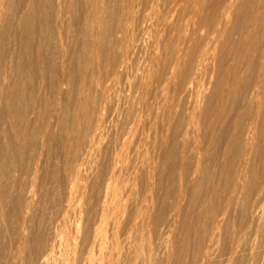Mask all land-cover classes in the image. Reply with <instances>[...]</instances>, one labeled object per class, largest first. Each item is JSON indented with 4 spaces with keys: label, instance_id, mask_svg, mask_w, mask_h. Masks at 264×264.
Wrapping results in <instances>:
<instances>
[{
    "label": "rangeland",
    "instance_id": "rangeland-1",
    "mask_svg": "<svg viewBox=\"0 0 264 264\" xmlns=\"http://www.w3.org/2000/svg\"><path fill=\"white\" fill-rule=\"evenodd\" d=\"M17 1L20 0H12V2L10 1L11 3L8 0V5L6 8L8 9L11 8V9L4 10L3 13L4 15L2 14L3 17L1 19L2 23L0 25L1 26L0 40L2 41V45L0 42V72L3 73V74L0 73L2 74L0 75V85H3L5 87V90L4 87L2 86H0L1 87L0 89H2L3 91H6L7 89L10 90L13 84H19L18 88H14L13 89L14 91H11L10 101H9L11 102L9 103L12 106L11 108L15 106L14 107L15 110L17 108L19 109H17L16 110L17 112L15 111L16 113L13 114L14 113V108H13L12 109L13 111H11V114L9 116L10 119L7 118L9 123L6 122L4 128L5 131H7L8 133L6 132L3 135H1L0 133V140L2 139L1 140L2 144L4 145L5 142L8 143L9 141V143H11V147H13V150H16L14 151V153H12L13 150L12 148H10L12 154L10 153V151H7L8 152L7 154L5 150H3L4 154L2 153V158L3 156L4 158L6 157L8 158L10 156L8 159L10 160V162L12 161L8 168V173L11 175V178H9L10 180L7 179L9 181L5 180L6 203L3 208L4 216L6 215L5 219L8 220L13 215L12 212L14 206L13 205L14 199L18 196L20 188L21 187L23 188V186L26 185V183L28 184V182L30 181L29 177L25 176L24 174L28 172L27 170L28 166L30 165L31 161H33V159L35 160V158L38 156V153L40 151L41 138L39 137L40 136L39 134L41 128L46 126L48 122L49 123L51 122L50 124L48 123L49 127L46 137L47 138L46 143L45 146L42 148L44 150H42L40 155L41 157L39 156L40 161H38L37 164V170L39 172L36 170L37 176L35 175V179H34L35 190L37 192L38 199L40 198L39 199L40 201L42 200L48 202L51 201L49 203V205H51L50 207L56 208L55 203L58 200L56 198L57 197L59 198V194L57 195V192L59 191L56 190L58 189L59 181L62 177V175L60 174H62L64 170L63 165L66 164L64 163V161L68 163V161L72 160L73 157L71 156L74 155L76 150L77 152L82 150L83 142L85 141L82 140L81 143L79 142L81 136L80 132L82 131L88 132V130L93 127V124L96 121V117H95L96 115L97 118L100 117L103 122V131L100 132L102 135L99 134L101 137H99V135H96L98 137L94 138L95 141L93 140L92 143L93 147H91L93 149L91 150L92 152L90 153L91 156L89 155H88L89 157L86 156L85 162L86 161L89 162V163L87 162L88 163L87 167L89 168V173L91 174L89 173H88L89 175L87 174L88 180L87 178L84 179L82 178L81 183L79 182L80 187H82L83 192L85 193L83 194L81 204H83V208L85 211L88 212L93 211L97 203L99 186L102 183V181L105 179L106 174H108L109 172L108 170H110V168L108 167L110 163L112 164V160L117 154L116 158L117 157L119 158V162H118L119 164H117V171L120 172L116 173V175L119 177V180L118 177H116V180H118L117 184L121 183L119 184V186L122 187L121 189H123L121 191H124V193L122 194L124 195L126 194L125 196L123 195V198L125 199L122 200V207L120 209L121 213L120 212L117 213L118 224L116 229V233H117L116 240H118L117 242L120 243V244L118 243V248L122 249V255H120L119 258L120 261H118V264L120 262H121L120 264H126V263L134 264V262L135 264H145V263L146 264H226L227 262H229L230 264H258V263L264 264V232L260 234L261 239L262 237L263 239L260 240L259 237L258 241L256 242V243L258 242L261 243L262 246L258 244L259 246L255 245V247H253L252 249L250 242H248V239L250 240L249 235L251 230L250 228H248V224L250 223L249 222L250 219L248 217L249 216L248 209L250 203L255 198L254 193L261 180L258 177L260 175L261 178V175L264 172V162H263L264 161V97L262 100L263 107L261 108L258 116L256 117L258 128H260V133L256 141V147L253 153L254 155L252 156L251 159L252 160L251 167H255L252 168L253 174L250 173L247 176L246 181L244 182L245 188L243 190L244 192L243 195L237 194V197L235 199H232V201L228 205V208L224 210L225 209L224 197L226 199V196L229 193V190L233 183V177H234L232 176L233 172L236 171L235 168H237L239 165V163L237 162H240L238 158L240 159L241 157L240 156L242 151L241 143L243 142L242 134L245 132V130L251 123L252 119L256 115V108L254 104L248 101V97L251 95V92L256 85L264 84V66H263L264 65V1L263 0H198V1L197 0H136V2H132L131 0L130 2V0H128L129 2H127V0L126 1L123 0L121 4V0H115V2L114 0H110V1L108 0L107 1L109 3L108 5H110L111 7L105 5V12L107 7H109V9H113L112 10L113 12L110 10V12L108 11L109 14H107V12L104 13V18L106 20L105 26L107 25L106 28L105 27L104 28L105 30L106 29L107 30L106 31L104 30L105 32L103 36L104 40H102L103 42L101 43L103 46L101 45L102 47L100 46V49H98V52L101 53L98 54L97 52L98 55L96 57L98 59H95L91 63L88 58L89 56L88 53L84 52L85 54L83 53L84 57L82 59L85 61L83 60L81 61L87 62V64L86 63L81 64L82 63L81 61L78 62L77 60H72L70 54L67 53L66 55L63 56V58L65 57L64 60L66 61V63L60 64L59 63L60 58L57 59V57L60 56H58L53 52L52 57L50 54L49 57L50 59L48 60L46 59L47 61L44 60L41 63H36L35 58H32L31 62L33 64L31 62H28L26 64L21 63L18 66V70L16 72V70L13 69L14 67L13 66L11 67L10 64L7 63V66L4 65L3 67L1 66V64L3 63L2 60L4 58L7 59V55L12 49V45H10L11 43L8 40L13 33L12 27L16 22V16L20 12V4ZM173 1L175 4L173 3ZM161 4L162 6H160ZM77 5L73 9L71 15L73 16V20L71 23L73 25L72 26L73 28L78 23V20H76L77 17L81 15L80 9L79 11H77L78 9L76 10L77 7H80V4ZM126 5H130L131 8L132 7L135 8V9L133 8V10L136 12L134 13L132 12L134 16L133 18L131 15L132 14L131 11H133L132 9L129 11V15L128 13L126 14L123 11L124 10L123 8H125ZM182 7L184 8V10ZM169 8H171L173 11L172 10L170 11ZM120 9L122 10L121 12ZM225 9L228 10V14H226L223 17L222 14ZM163 12L167 13L166 16ZM119 13L123 14L122 16L126 14V16L122 18L125 23L132 21L128 23L129 26L126 25L120 17H119V19H121L120 23L118 22L119 20L118 18H117L118 20H116V17L120 15ZM168 13H172V14L168 15ZM127 15L130 17V21L129 19L125 21L126 18H129ZM51 16H53V12L51 13ZM154 19L156 20L154 21ZM180 21H182V24ZM122 22L124 23V25L121 24ZM51 24L53 26V22ZM119 24L122 27L124 26L126 28L127 27L130 28L133 24L135 25H133L130 29L125 28L126 29L125 31L127 33H124L125 32L124 29L122 30ZM9 26L10 28H8ZM52 26L50 25L51 28ZM143 27H145L144 29H147V31L144 30ZM119 28L121 32L119 31ZM141 29L144 31H142ZM128 30L131 31V33H128L129 32ZM213 32L215 33V37L218 36L216 37L217 39H215V41L217 40L216 44L214 39H212L214 36L213 37L211 36ZM120 33L121 34L124 33V35L123 34L121 35V37L123 36L122 37L123 40L120 37ZM127 34H130L131 36L128 35L126 37ZM7 37L9 38L7 39ZM129 37L131 40L132 39L133 40L131 41ZM155 37H157L156 38L157 41L159 39L158 43L156 40H154ZM210 37H211V41L213 40L214 43H212L213 41L212 42L210 41L209 39ZM107 38L109 39V41ZM120 38L122 42L124 41V44L126 43L125 41H127L125 46H123V43L121 42V40H119ZM124 38H127V40H125ZM207 39L209 40L208 42L210 43L205 42L207 41ZM108 42L109 44H107ZM151 42H153V44ZM154 42H156L155 48L152 47V45L155 46ZM204 43H206V45H204ZM51 44L52 45L54 44V40H52ZM75 44L76 43L72 44L73 45L72 49L76 52V48L77 49L79 48L78 49L79 52L80 47L78 43L76 45ZM106 44L108 45V47ZM114 45L116 46L114 47ZM126 46H128L127 49ZM123 47L125 48L124 50ZM205 47L206 48L211 47V48L207 50L205 49ZM141 48L142 50H139ZM143 48L147 52H145ZM156 49H158V51L153 52ZM106 50H108L109 52L107 51L105 54ZM177 50L178 53L180 51L179 53L180 55L176 52ZM119 52L121 53L118 54ZM138 52L139 53L142 52V53L139 54ZM152 53H156L154 60H152L154 56ZM203 53L206 54L204 55ZM122 55H125L126 58H124V56L122 57ZM85 56L87 57V59H85ZM173 56L176 57L178 61L176 60V58H173ZM150 57L151 59L149 60ZM163 57L165 59L167 57V59L165 60ZM144 58L146 59V61ZM6 59H4L3 61H5ZM130 59L132 60L130 61ZM174 59L177 61L176 67H174L175 66L174 63L176 62ZM162 60L165 61V64L163 63L164 61ZM170 60L173 61L174 63H172ZM124 61H126L124 63L125 65L124 64L122 65L123 68H125L124 70L122 67H120L122 71L119 70V67H116V70L114 69L115 68L114 66H118V62L121 63ZM112 62L116 63V65ZM139 62L141 63L139 64ZM171 64L172 65L174 64L173 67L175 68V70L173 71H171L173 68ZM94 65L96 69L93 68ZM138 66L141 67L140 70ZM70 68L71 70L68 73L66 72L64 74L65 72L64 70L66 69V71H68ZM98 70L101 72H99ZM113 70H115V72ZM131 70H133V72ZM146 72H148L149 76H147L148 74H146ZM155 73L156 75H154ZM165 73L168 76H166ZM131 74L132 76H130ZM100 76L101 78H99ZM133 77L137 78V81H135L136 79H134ZM61 79L65 81L63 85H59L62 83ZM15 81L17 82L15 83ZM149 81L150 83H148ZM101 83L102 85H100ZM20 84H22L21 85L22 87H20ZM67 84L69 87L67 86ZM81 85L84 86L82 87ZM104 85H106L107 88H105L106 86ZM201 85L205 89L204 88L201 89L202 87ZM157 86L159 87L157 88ZM48 88L51 91L48 90ZM88 89L90 90V92H88L89 91ZM196 89L198 90V93ZM201 90L202 92H199ZM37 91L40 92L37 93ZM69 91L70 93H68ZM100 91L102 93H100ZM132 91L135 94L132 93ZM194 92H196L197 94ZM1 93L2 95H4L3 92ZM97 93H99V95ZM200 93L202 96L204 95L203 96L204 98L199 95ZM75 94H77V96ZM13 95L15 98L13 97ZM90 95H92L93 97L92 96L90 97ZM51 96L54 98H52ZM21 97L23 99H21ZM67 97L68 99H66ZM76 97L80 99L76 100ZM2 98L3 96L1 97V100H3L1 102L4 105V109H3V105L0 103L1 105L0 114L3 115V112L5 113L4 103L6 102ZM202 98L204 99V101H202L203 100ZM24 100L26 101V103H24L25 102ZM166 100L167 102H165ZM61 101H63V103ZM64 101H66V103ZM196 101L197 102L199 101L198 104ZM200 101L202 102V104ZM16 103L20 104L19 107L17 108H16ZM95 103H98L97 104L98 106ZM45 105L50 107L49 109V107L46 106L50 111L48 109L45 110L46 108ZM76 105L77 107H75ZM94 105L96 106L94 107ZM130 105L133 106V108ZM192 105L193 107H196V105L198 106L201 105L200 107L202 106L203 107L200 108L197 106L198 108L196 107L192 109ZM73 106L75 108H73ZM32 107L33 110L34 107L37 109L30 116V111H31L30 109H32ZM40 107L44 110V112L42 109H40ZM59 107L64 109L63 110L59 109ZM196 109L197 110L201 109L200 110L201 115L197 114L195 116L197 111ZM135 111L136 113H134ZM72 112L73 114H71ZM20 113L22 114L21 116L23 118L22 117L19 118ZM160 113H162V115ZM128 114L129 115L132 114L133 116L132 115L127 116ZM198 115H200L199 118ZM27 116H28V121H27ZM57 116L60 119L56 118ZM195 117L198 119H195ZM103 119L105 121H103ZM77 121L79 123H77ZM19 122L22 126L19 125ZM26 122L27 124H25ZM42 123L43 124L45 123L46 125H43ZM80 123L82 125H80ZM201 124L202 126H200ZM16 125L18 128L16 127ZM64 125L65 127L66 126L67 127L65 128ZM25 127H27V129H25ZM71 127L73 130L71 129ZM11 128L17 131L14 130L12 132ZM37 129L39 133L34 132V130L37 131ZM118 129L120 130V132L118 131ZM187 129H190L191 131L193 130L194 132L193 131L191 132L190 130ZM124 131L127 133H125ZM11 132L14 134L12 135ZM19 132H21L22 136L25 137L23 138L21 136V138H19L16 135ZM60 132L61 133L63 132V134H61ZM69 134L71 136L73 135L72 136L73 138H70ZM186 135H188V138H186ZM59 137L62 138L60 139ZM72 139L74 140L72 141ZM48 140L51 141L48 142ZM60 141L62 142V144ZM115 143H117V146L115 145ZM193 144L195 145L193 146ZM132 145L135 147H133ZM30 147H33L31 148V151H30ZM125 150H126V154L124 153ZM183 150L184 152H182ZM135 151H137L138 153L137 152L135 153ZM118 152H120L119 155L121 156L123 155V156L119 157ZM9 153L11 155H9ZM67 155L70 159L67 157ZM101 157L104 158L102 159ZM67 158L68 161L66 160ZM260 160L263 163H260ZM27 161L29 162L26 163ZM97 162L98 164H96ZM92 164L94 165L96 164V165L93 166ZM139 164L144 166L142 167ZM260 164L263 167L260 166ZM199 165L201 168L199 167ZM98 167L101 169H97ZM11 168H13L14 173L12 172ZM122 168L125 169L123 170ZM96 170L98 174L95 173ZM122 171L123 172L125 171L126 173L124 174ZM122 173L124 174L123 175L124 177L122 176ZM20 176H22V178ZM122 177L125 180L124 182L120 181V179L123 180ZM6 181L8 183H6ZM190 181L193 182L191 183ZM38 182L40 183V185ZM7 184L8 186L10 185V187L6 186ZM20 185L22 186L20 187ZM51 189L55 191V194L54 191H51ZM9 191L11 192V194ZM43 192L46 194H44ZM130 192H132V194ZM179 199L182 200L183 202L182 201H181L182 203L179 202L180 201ZM144 204L147 206H145ZM150 208L152 209L150 210ZM222 212H225V214L219 226L220 230L218 229V233H216L213 238H209V227H211V224L217 218H219V215H221ZM141 216H142V220H141ZM137 224H139L140 226ZM247 228L250 230H248ZM125 237H126V242L124 241ZM127 241H129L130 243ZM2 243L3 242H0V247H1L0 264H8L6 262L7 250L3 247L4 245ZM132 248H134V250ZM251 252H255V254L253 253L251 254ZM230 253L234 254L231 260H229ZM207 254L209 255V258L207 259L208 261L207 260L205 262L202 261L203 256ZM250 257L251 259L253 258L252 261Z\"/></svg>",
    "mask_w": 264,
    "mask_h": 264
},
{
    "label": "bare ground",
    "instance_id": "bare-ground-1",
    "mask_svg": "<svg viewBox=\"0 0 264 264\" xmlns=\"http://www.w3.org/2000/svg\"><path fill=\"white\" fill-rule=\"evenodd\" d=\"M12 2V0H9V2ZM108 0H20V1H17L19 2L20 4V12L19 14L16 16V22L15 24L13 25L12 27V30H13V33L12 35L9 37H7V39L9 38L8 41H10V45H12V49L10 50V52L8 53L7 55V59L5 61H3L2 59V63L1 66L3 67L4 65L7 66V63L10 64V66L14 67L13 69L18 70V66L21 64V63H28V62H31L32 61V58H35V62L36 63H41L42 61L44 60H48L50 59V54H51V57L53 55V52L55 54H57L58 56L60 57H57L60 58V64H64L66 63V61L64 60L65 57L63 58L64 55H66L67 53L70 54L72 60H77L78 62L83 60L82 58L84 57V52H87L88 53V58L90 60V62L92 63L95 59H98L96 56L101 53V52H98V49H100V46L102 45L101 43L103 42L102 40L103 39V36L105 34L104 30L106 28L105 26V18H104V13L107 12V14H109L110 10L112 11L113 9H109V7L106 8V12H105V5L106 6H110L108 5L109 3L107 2ZM110 1V0H109ZM122 1L121 0V4H122ZM126 1V0H125ZM198 1V0H197ZM264 1V0H263ZM10 2V3H11ZM16 2V3H17ZM115 2V0H114ZM127 2H129L127 0ZM131 2V0H130ZM132 2H136V0H132ZM182 2V1H181ZM107 3V4H106ZM113 3V2H112ZM150 3V2H149ZM172 3V2H171ZM174 3V1H173ZM177 3V2H176ZM77 4H80V7H77L76 10L79 11L80 9V12H81V15L79 17H77L76 20H78V23L74 26V28L72 27L73 25L71 24L72 23V20H73V16L72 15V11L73 9L76 7ZM139 4V3H138ZM152 4V3H151ZM175 4V3H174ZM192 4V3H191ZM8 5V0H0V25H1V19H2V14L4 13V10L8 9L6 8ZM154 5V4H153ZM180 5V4H179ZM178 5V6H179ZM78 6V5H77ZM151 6V5H150ZM162 6V4L160 5ZM170 6V4H169ZM172 6V4H171ZM177 6V8H178ZM193 6V5H192ZM111 7V6H110ZM186 7V6H184ZM134 7L131 8L130 5H126L125 8H123L124 12L128 15H129V11L132 9L133 10ZM153 8V7H152ZM157 8V7H156ZM161 8V7H160ZM167 8V7H166ZM174 8V7H173ZM176 8V9H177ZM183 8V7H182ZM181 8V9H182ZM188 8V7H187ZM186 8V9H187ZM11 9V8H10ZM8 9V10H10ZM14 9V8H13ZM109 9V10H108ZM135 9V8H134ZM175 9V10H176ZM169 10L171 11L172 9L169 8ZM184 10V8H183ZM109 11V12H108ZM122 10L120 9V12ZM147 11V10H146ZM173 11V10H172ZM187 11V10H186ZM53 12V16H51V13ZM113 12V11H112ZM117 12V11H116ZM134 13L136 11H131V13ZM149 12V11H148ZM162 12V11H161ZM167 12V11H166ZM166 12H163L166 16ZM169 12V11H168ZM188 12V11H187ZM133 13L131 14L132 15V18L134 17L133 16ZM147 13V12H146ZM162 13V14H163ZM173 13V12H172ZM172 13H168V15L172 14ZM9 14V12H8ZM120 15H118L116 17V20L119 19V17L122 19L124 18V16H126V14H124V16H122L123 14L119 13ZM138 14V13H137ZM163 14V15H164ZM226 14H228V10L225 9L223 11V14L222 16L224 17ZM4 15V14H3ZM6 15V14H5ZM106 15V14H105ZM127 15V16H128ZM136 15V14H135ZM178 15V14H177ZM77 16V15H76ZM107 16V15H106ZM53 17V18H51ZM129 17V16H128ZM138 17V15H137ZM118 18V19H117ZM126 18V17H125ZM176 18V17H175ZM184 18V17H183ZM8 19V17H7ZM110 19V18H109ZM121 19L118 20V22L120 23L121 22ZM129 19L130 21V17L129 18H126L125 21H127ZM143 19V18H141ZM140 19V20H141ZM158 19V18H157ZM165 19V18H164ZM167 19V17H166ZM113 20V19H111ZM133 20V19H131ZM156 19H154L155 21ZM122 21L124 22V20L122 19ZM137 21V20H135ZM134 21V22H135ZM164 21V20H163ZM162 21V22H163ZM192 21V20H191ZM190 21V22H191ZM7 22V21H6ZM53 22V26H52V23ZM121 23L122 25H124V23ZM132 22V21H130ZM130 22H127L125 23L126 25L129 26L128 23ZM140 22V21H139ZM181 24H182V21H180ZM189 22V21H188ZM8 23V22H7ZM136 23V22H135ZM149 23V22H148ZM156 23V22H155ZM167 23V22H166ZM110 24V23H109ZM157 24V23H156ZM155 24V25H156ZM159 24V23H158ZM163 24V23H162ZM184 24H187V23H184ZM50 25L52 26V28L50 27ZM120 25V24H119ZM125 25V26H126ZM135 25V24H133ZM132 25V26H133ZM115 26V25H114ZM121 26V25H120ZM119 26V27H120ZM131 26V27H132ZM141 26V25H140ZM143 26V25H142ZM145 26V25H144ZM105 27V28H104ZM130 27V28H131ZM135 27V26H134ZM146 27V26H145ZM143 27V29L145 28ZM165 27V26H164ZM185 27V26H184ZM1 28V26H0ZM10 28V26L8 27ZM108 28V27H107ZM122 30L124 29V31L126 29H128L129 27H122ZM126 28V29H125ZM129 28V29H130ZM138 28H139V25H138ZM136 28V29H138ZM147 28V27H146ZM151 28V26H150ZM158 28V27H157ZM191 28V27H190ZM52 29V30H51ZM135 29V28H134ZM153 29V27H152ZM162 29V28H161ZM192 29V28H191ZM107 30V29H106ZM105 30V31H106ZM133 30V29H132ZM142 30V29H141ZM147 31V29H144ZM142 30V31H144ZM119 31H120V28H119ZM118 31V33H119ZM122 31V32H124ZM129 31V30H128ZM173 31V29H172ZM121 32V31H120ZM138 32V31H137ZM135 32V33H137ZM124 33H127L126 31ZM124 33H122L124 35ZM128 33H131V31H129ZM145 33V32H144ZM189 33V32H188ZM111 34V33H109ZM120 33V37L122 35ZM141 34V33H140ZM130 35V34H127L126 37ZM137 35V34H136ZM135 35V36H136ZM139 35V34H138ZM148 35V34H146ZM150 35H153V34H150ZM162 35V34H161ZM2 36V35H1ZM115 36V35H114ZM131 36V35H130ZM145 36V35H144ZM157 36V35H156ZM211 36L215 37V33L213 32L211 34ZM110 37V36H108ZM123 37V36H122ZM121 37V38H122ZM125 37V36H124ZM212 38L214 39H217L216 36L215 38ZM1 38V37H0ZM118 38V36H117ZM121 38L119 40H121ZM157 37H155L154 40L157 41L156 39ZM108 39V38H107ZM106 39V40H107ZM125 40H127V38H124ZM130 39V37H129ZM171 39V38H170ZM210 41H211V37L209 38ZM52 40H54V44L52 45ZM123 40V38H122ZM121 40V42H122ZM131 40V39H130ZM133 40V39H132ZM131 40V41H132ZM145 40V39H144ZM143 40V41H144ZM153 40V39H152ZM161 40V39H160ZM6 41V40H5ZM109 41V39H108ZM147 41V40H146ZM159 41V39H158ZM157 41V43H158ZM209 40L207 39V41L205 42H208ZM213 41V40H212ZM211 41V42H212ZM214 41L212 43H214ZM1 42V45H2V41L0 40ZM111 42V40H110ZM117 42V41H116ZM127 43V41H125ZM134 42V41H133ZM142 42V41H141ZM150 42V41H149ZM217 40L215 41V44H216ZM73 43H78L79 47H80V51L78 52V49L76 48V52L72 49V44ZM106 43V42H105ZM123 43V46L126 45V43L124 44V41L122 42ZM153 44V42H151ZM156 42H154V45H155ZM210 43V42H208ZM207 43V45H208ZM211 43V44H212ZM75 44V45H76ZM109 44V42L107 43ZM106 44V45H107ZM121 44V43H120ZM147 44V43H146ZM162 44V43H161ZM129 45V44H127ZM159 45V44H158ZM204 45H206V43H204ZM210 45V44H209ZM214 45V44H213ZM103 46V45H102ZM101 46V47H102ZM116 45H114L115 47ZM136 46V45H135ZM145 46V45H144ZM108 47V45H107ZM122 47V46H121ZM128 46H126V49H127ZM131 47V46H129ZM152 47H156L152 45ZM158 47V46H157ZM212 47V46H211ZM211 47H208L205 49H209ZM111 48V47H110ZM118 48V47H117ZM135 48V47H134ZM167 48V47H166ZM107 49V48H106ZM125 48L123 47V50ZM147 49V48H146ZM204 49V48H203ZM113 50V49H112ZM119 50V49H118ZM139 50H142L139 49ZM138 50V51H139ZM144 50V48H143ZM149 50V49H148ZM163 50V49H162ZM52 51V52H51ZM102 51V50H100ZM108 50L105 51V54ZM125 51H128V50H125ZM132 51V50H131ZM145 52H147L146 50H144ZM158 49H156L155 51L153 52H157ZM160 51V50H159ZM166 51V49H165ZM2 52V51H1ZM98 52V54H97ZM109 52V51H108ZM117 52V51H116ZM144 52V53H145ZM178 53V50L176 51ZM206 52V51H204ZM84 53V54H83ZM121 52H119L118 54H120ZM132 53V52H131ZM139 53V52H138ZM137 53V54H138ZM142 52H140L139 54H141ZM180 53V51H179ZM178 53V54H179ZM113 54V53H112ZM111 54V55H112ZM123 54V53H122ZM146 54V53H145ZM144 54V55H145ZM153 55V59H155V56H156V53H152ZM166 54V53H165ZM178 54H175V55H178ZM204 54V53H203ZM206 54V53H205ZM204 54V55H205ZM208 54V53H207ZM133 55V54H132ZM180 55V54H179ZM125 55H122V57ZM151 56V55H150ZM210 56V55H209ZM107 57V56H105ZM121 57V58H122ZM158 57V56H157ZM180 57V56H178ZM123 58V59H124ZM132 58V56H131ZM139 58V57H138ZM164 58V57H163ZM173 58H176L173 56ZM53 59V58H52ZM56 59V60H57ZM85 59H87V57L85 56ZM105 59V58H104ZM137 59V58H136ZM145 59V58H144ZM151 59V57L149 58V60ZM165 59V58H164ZM167 59V57H166ZM165 59V60H166ZM46 60V61H47ZM106 60V59H105ZM132 59H130L131 61ZM157 60V59H156ZM172 60V59H171ZM170 60V61H171ZM175 60V59H174ZM177 60V58H176ZM175 60V61H176ZM203 60V59H202ZM201 60V62H202ZM54 61V60H53ZM85 61V60H83ZM81 61L80 63L81 64H84L87 62H83ZM88 61V60H87ZM121 61V60H120ZM119 61V62H120ZM140 61V60H139ZM146 61V59H145ZM164 61V60H162ZM169 61V60H168ZM167 61V62H168ZM178 61V60H177ZM177 61L174 63L173 61H171L172 63L174 64L172 65V67H176V63ZM207 61V59H206ZM51 62V61H50ZM117 62V61H115ZM118 62V66H114L113 68L116 70V67H119V70H121L120 67L123 68V64L126 62H121L119 63ZM166 62V64H167ZM32 63V62H31ZM114 63V62H112ZM141 62H139L140 64ZM150 63V62H149ZM159 63V62H158ZM165 64V61L163 62ZM33 64V63H32ZM77 64V63H76ZM116 65V63H114ZM144 64V63H143ZM154 64V63H153ZM170 64V63H169ZM168 64V65H169ZM29 65V64H27ZM52 65V64H51ZM50 65V66H51ZM72 65V64H70ZM108 65V64H107ZM125 65V64H124ZM148 65V64H147ZM85 66V65H84ZM136 66V65H135ZM142 66V64H141ZM151 66V65H150ZM163 66V65H162ZM264 66V65H263ZM55 67V66H54ZM68 67V66H67ZM125 67V66H124ZM139 67V66H138ZM137 67V68H138ZM157 67V66H156ZM172 68L171 71L175 70V68ZM41 68V67H40ZM47 68V67H46ZM50 68V67H49ZM72 68V67H71ZM71 68L66 71V69L63 71L64 74L67 72H69L71 70ZM77 68V67H76ZM95 68V65L94 67ZM98 68V67H97ZM100 68V67H99ZM109 68V67H108ZM141 67H139V70H140ZM42 69V68H41ZM79 69V68H78ZM96 69V68H95ZM125 68H123L124 70ZM151 69V68H150ZM167 69V68H166ZM47 70V69H46ZM101 70V69H100ZM115 70H113L115 72ZM138 70V71H139ZM2 71V70H1ZM13 71V70H12ZM95 71V70H94ZM93 71V72H94ZM97 71V70H96ZM99 71V70H98ZM117 71H118V68H117ZM117 71H116V74H117ZM133 72V70H131ZM135 71V70H134ZM149 71V70H148ZM156 71V70H155ZM10 72V71H8ZM20 72V71H18ZM49 72V71H48ZM77 72V71H75ZM101 72V71H99ZM112 72V71H111ZM140 72V71H139ZM150 72V71H149ZM161 72V70H160ZM2 73V72H0ZM71 73V72H70ZM73 73V71H72ZM176 73V72H175ZM3 74V73H2ZM0 74V75H2ZM6 74V73H5ZM42 74V73H41ZM111 74V73H110ZM137 74V73H136ZM146 74H148V72H146ZM145 74V75H146ZM7 75V74H6ZM70 75V74H69ZM72 75V74H71ZM76 75V73H75ZM91 75V74H90ZM107 75V74H106ZM156 75V73L154 74ZM160 75V74H159ZM166 75V73H165ZM16 76V75H15ZM20 76V74H19ZM99 76V75H98ZM102 76V75H101ZM101 76L99 78H101ZM111 76V75H110ZM109 76V77H110ZM132 76V74L130 75ZM149 76V74L147 75ZM168 76V75H166ZM9 77V75H8ZM93 77V76H92ZM140 77V76H139ZM157 77H158V74H157ZM165 77V76H163ZM2 78V77H1ZM44 78V77H43ZM64 78V77H63ZM94 78V77H93ZM106 78V77H105ZM131 78V77H130ZM134 78V77H133ZM132 78V79H133ZM144 78V77H143ZM146 78V76H145ZM156 78V77H155ZM21 79V78H20ZM41 79V78H40ZM73 79V78H72ZM110 79V78H109ZM116 79V78H115ZM126 79V78H125ZM136 79L135 81H137V78H134ZM163 79V78H162ZM62 80V79H61ZM102 80V79H101ZM106 80V79H105ZM170 80V79H169ZM7 81V80H5ZM64 80H62V83L59 84V85H63V83H65V81L63 82ZM70 81V80H69ZM128 81V80H127ZM167 81V80H166ZM171 81V80H170ZM203 81V79H202ZM17 81H15L16 83ZM72 82V81H71ZM95 82V81H94ZM119 82V80H118ZM133 82V81H132ZM146 82V81H145ZM158 82V81H157ZM162 82V81H161ZM3 83V82H2ZM20 83V82H19ZM89 83V82H88ZM98 83V81H97ZM100 83V81H99ZM136 83V82H135ZM138 83V82H137ZM150 83V81L148 82ZM204 83V82H203ZM142 84V82H141ZM22 84H20V87ZM58 85V84H57ZM86 85V84H85ZM90 85V84H89ZM88 85V87H89ZM102 85V83L100 84ZM120 85V84H119ZM199 85V84H198ZM203 85V84H202ZM201 85V86H202ZM2 87H4L3 85H0ZM19 84H13L12 88L7 89L6 91H3L2 89H0V103L2 104L1 101V97L3 96L2 99L5 100L6 103L5 104V113L3 112V115L0 114V133L1 135H3L4 133H6L7 131H5V123L9 121L7 120V118H9L10 114H11V111H13L11 108L12 106L9 104L11 102L10 101V95H11V91H14L13 89L14 88H18ZM55 86V85H54ZM68 86V84H67ZM66 86V87H67ZM77 86V85H76ZM75 86V87H76ZM82 86V85H81ZM84 86V85H83ZM82 86V87H83ZM93 86V85H92ZM106 86V85H104ZM103 86V88H104ZM133 86V85H132ZM200 86V87H201ZM10 87V86H9ZM60 87V86H59ZM69 87V86H68ZM114 87V85H113ZM117 87V86H116ZM137 87V86H136ZM143 87V86H141ZM159 86H157L158 88ZM198 87V88H200ZM1 88V87H0ZM7 88V87H6ZM24 88V87H23ZM65 88V87H64ZM107 88V86L105 87ZM111 88V87H110ZM132 88V87H131ZM156 88V89H157ZM204 88L203 86L201 87V89ZM46 89V88H45ZM68 89V88H67ZM86 89V88H85ZM117 89V88H116ZM135 89V88H134ZM205 89V88H204ZM4 90H5V87H4ZM23 90V89H22ZM43 90V88H42ZM48 90H50L48 88ZM66 90V89H65ZM70 90V89H69ZM82 90V89H80ZM89 90V89H88ZM121 90V89H120ZM164 90V89H163ZM51 91V90H50ZM67 91V90H66ZM76 91V89H75ZM84 91V90H83ZM94 91V90H93ZM104 91V90H103ZM119 91V90H118ZM146 91V90H145ZM157 91V90H156ZM159 91V90H158ZM197 93H198V90L196 89ZM5 95H2V93ZM18 92V91H16ZM21 92V91H20ZM40 92V91H39ZM37 91V93H39ZM48 92V91H47ZM90 92V90L88 91ZM99 92V91H98ZM121 92V91H120ZM131 92V91H130ZM137 92V91H136ZM142 92V90H141ZM199 92H202L199 91ZM205 92V91H204ZM57 93V92H56ZM70 93V91L68 92ZM76 93V92H75ZM81 93V91H80ZM85 93V92H84ZM100 93H102L100 91ZM105 93V92H104ZM132 93H134L132 91ZM168 93V92H167ZM196 93V92H194ZM196 93V94H197ZM48 94V93H47ZM54 94V92H53ZM59 94V93H58ZM78 94V93H77ZM77 94H75L77 96ZM83 94V93H82ZM86 94V93H85ZM99 95V93H97ZM95 94V95H97ZM125 94V93H124ZM130 94V93H129ZM135 94V93H134ZM164 94V93H163ZM2 95V96H1ZM79 95V94H78ZM111 95V94H110ZM143 95V94H142ZM200 96L201 93L199 94ZM17 96V95H16ZM28 96V95H27ZM58 96V95H57ZM92 95H90L91 97ZM104 96V95H103ZM155 96V95H154ZM159 96V95H158ZM162 96V95H161ZM199 96V97H200ZM204 96V95H203ZM202 96V97H203ZM14 97V95H13ZM24 97V96H23ZM52 97V96H51ZM79 97V96H78ZM76 97V100H79L80 98ZM88 97V96H87ZM93 97V96H92ZM152 97V96H151ZM157 97V96H156ZM263 97H264V84H258L255 86V88L252 90L251 92V95L248 97V101L251 102L252 104H254L255 108H256V115L255 117L252 119L251 123L249 124V126L247 127V129L245 130V132L242 134L243 136V142L241 143V154H240V159L238 158V160H240V162H237L239 163L238 167L235 168L236 171L233 172V183L231 185V188L229 190V193L228 195L226 196V199L224 197V200H225V209L226 210L228 208V205L229 203L232 201V199H235L237 197V194H241L243 195V190H244V182L246 181V178L247 176L252 173V168H255V167H251V162H252V156L254 155V151H255V147H256V141L259 137V133H260V128H258V123H257V119L256 117L258 116L261 108L263 107ZM15 98V97H14ZM54 98V97H52ZM78 98V99H77ZM99 98V97H98ZM97 98V99H98ZM164 98V97H163ZM204 98V97H203ZM202 98V99H203ZM18 99V98H17ZM16 99V100H17ZM21 99H23L21 97ZM40 99V98H39ZM45 99V98H44ZM68 99V97L66 98ZM70 99V98H69ZM83 99V98H82ZM124 99V98H123ZM122 99V100H123ZM159 99V97H158ZM169 99V98H168ZM14 100V99H12ZM29 100V99H28ZM51 100V99H49ZM75 100V101H76ZM89 100V99H88ZM129 100V99H128ZM127 100V101H128ZM161 100V98H160ZM173 100V99H172ZM196 100V98H195ZM25 101V100H24ZM31 101V100H30ZM47 101V99H46ZM59 101V100H58ZM86 101V100H85ZM103 101V100H102ZM204 101V99L202 100ZM16 102V101H15ZM45 102V100H44ZM63 103V101H61ZM66 103V101H64ZM68 102V101H67ZM70 102V101H69ZM97 102V101H96ZM99 102V101H98ZM104 102V101H103ZM110 102V101H109ZM118 102V101H117ZM120 102V101H119ZM135 102V101H134ZM137 102V101H136ZM160 102V101H159ZM167 102V100L165 101ZM194 102V101H193ZM197 102V101H196ZM199 102V101H198ZM197 102V104H198ZM201 102V101H200ZM19 103V101H18ZM26 103V101L24 102ZM34 103V102H33ZM74 103V102H73ZM79 103V101H78ZM126 103V102H125ZM171 103V102H170ZM14 104V103H13ZM12 104V105H13ZM29 104V103H28ZM38 104V103H37ZM47 104V103H46ZM52 104V103H51ZM96 105L98 103H95ZM100 104V103H99ZM103 104V103H102ZM122 104V103H121ZM128 104V103H127ZM133 104V103H132ZM160 104V103H159ZM172 104V103H171ZM194 104V103H193ZM200 104V103H199ZM202 104V102H201ZM3 105V104H2ZM15 105V104H14ZM18 105V106H17ZM20 104H17L16 103V108L19 107ZM26 105V104H25ZM32 105V104H30ZM44 105V104H43ZM82 105V104H81ZM94 105V107L96 106ZM111 105V104H110ZM109 105V106H110ZM125 105V104H123ZM129 105V104H128ZM137 105V104H136ZM157 105V104H156ZM1 106V105H0ZM24 106V105H23ZM35 106V105H33ZM47 105H45L46 107ZM51 106V105H50ZM57 106V105H56ZM64 106V105H63ZM62 106V107H63ZM98 106V105H97ZM105 106V104H104ZM119 106V105H118ZM121 106V105H120ZM131 106V105H130ZM145 106V105H144ZM198 105H196L197 107ZM201 106V105H200ZM198 106V107H200ZM49 107V106H47ZM45 108L48 109V108ZM61 107V106H60ZM59 109H62L60 108ZM65 107V106H64ZM69 107V106H68ZM67 107V108H68ZM77 107V105L75 106ZM73 106V108H75ZM90 107V106H89ZM114 107V106H113ZM122 107V106H121ZM133 108V106H131ZM140 107V106H139ZM152 107V106H151ZM150 107V108H151ZM196 107H193L192 105V109L193 108H196ZM197 107V108H198ZM203 107V106H202ZM200 107V108H202ZM2 108V107H1ZM39 108V107H38ZM56 108V107H55ZM99 108V107H97ZM120 108V107H119ZM124 108V107H123ZM126 108V107H125ZM128 108V107H127ZM136 108V107H135ZM149 108V109H150ZM3 109H4V105H3ZM19 109V108H17ZM16 109V110H17ZM26 109V108H25ZM24 109V110H25ZM37 108L34 107V110H33V107L32 109H30V116L31 114L34 113V111L36 110ZM40 109H42L40 107ZM50 109V107H49ZM48 109V110H49ZM64 109V108H63ZM62 109V110H63ZM116 109V108H115ZM122 109V108H121ZM153 109V108H152ZM151 109V110H152ZM155 109V108H154ZM15 110L14 108V113L15 114L17 111ZM43 110V109H42ZM68 110V109H67ZM74 110V109H73ZM96 110V109H95ZM112 110V109H111ZM124 110V109H123ZM146 110V109H145ZM162 110V109H161ZM197 110V109H196ZM199 110V111H198ZM196 111V114H200L201 115V112L200 110L201 109H198ZM16 111V112H15ZM19 111V110H18ZM38 111V110H37ZM50 111V110H49ZM71 111V110H70ZM69 111V112H70ZM82 111V110H81ZM90 111V110H89ZM98 111V110H97ZM148 111V110H147ZM157 111V110H156ZM164 111V110H163ZM166 111V110H165ZM192 111V110H191ZM194 111V110H193ZM44 112V110H43ZM42 112V113H43ZM65 112V111H64ZM63 112V113H64ZM74 112V111H73ZM73 112L71 114H73ZM88 112V111H87ZM104 112V111H103ZM115 112V110H114ZM127 112V111H125ZM133 112V111H132ZM144 112V111H143ZM197 112H200V113H197ZM51 113V112H50ZM75 113V112H74ZM77 113H78V110H77ZM83 113V112H82ZM81 113V114H82ZM93 113V112H91ZM119 113V112H118ZM122 113V111H121ZM136 113V111L134 112ZM149 113V112H148ZM195 113V112H194ZM12 114V115H13ZM41 114V113H40ZM49 114V113H48ZM68 114V112H67ZM112 114V112H111ZM146 114V113H145ZM162 115V113H160ZM22 114L20 113V117ZM45 115V114H44ZM50 115V114H49ZM60 115V114H59ZM62 115V114H61ZM66 115V113H65ZM75 115V114H74ZM73 115V116H74ZM84 115V114H83ZM82 115V116H83ZM95 115V114H94ZM117 115V114H116ZM121 115V114H120ZM125 115V114H124ZM132 115V114H130ZM129 114L127 116H130ZM135 115V114H134ZM141 115V114H139ZM138 115V116H139ZM192 115V114H191ZM194 115V114H193ZM198 115V118L199 116ZM14 116V115H13ZM56 116V115H55ZM69 116V115H68ZM112 116V115H111ZM133 116V115H132ZM151 116V114H150ZM17 117V116H16ZM64 117V116H63ZM78 117V116H77ZM86 117V116H85ZM96 117V121L95 123L93 124V127L90 128L87 131H82L80 132V143L81 141H85L83 142V148L82 150L78 151L77 150L75 151L74 155H72L71 157L72 160L68 161V155H67V162L64 161V164L63 166V172L62 174V177L59 181V185H58V189L56 191H59L57 192V195L59 194V198L57 197L56 199L57 202L55 203L56 204V208H53V207H50L51 205H49V203L51 202H48V201H45V200H42L40 201L37 197V192L35 190V175L37 174L36 173V170H37V164H38V161H40L39 159V156L41 155V152L42 149L44 146H45V143H46V137H47V132H48V123L47 125L44 123H42L43 125H46L44 127L41 128L40 130V151L38 153V156L35 158V160L33 159V161H31L30 165L28 166V172H26L24 175L25 176H28L29 177V182L28 184L26 183V185L23 186V188L21 187L22 185H20V190H19V193H18V196L16 194V198L14 199V206H13V215L10 217V219L6 220L5 219V216H4V213H3V208L5 206V196H6V191H5V180L11 178V175L8 173V168L10 166V160L7 158H2V153H3V150H5L6 152L7 151H10L12 148L13 150V147H11V143H4V145L2 144V139L0 140V242H3L2 244L4 245L3 247L7 250V263L8 264H118V261H120V255H122V249L118 248V243L117 242L118 240H116V229H117V224H118V220H117V213L120 212V209L122 207V200H124L125 198H123V195L122 193H124V191H121L123 189H121L122 187L119 186V184H117V181L119 180V177L116 175L117 172H120V171H117V164H119V158L117 159L116 158V155L114 157V159L112 160V164L110 163V160H109V167L110 170H108V174H106V177L105 179L102 181V183L100 184L99 186V190H98V195H97V203L95 205V208L93 209L92 212H88V211H85L84 208H83V204H81V200H82V197H83V194H85L83 192V189L82 187H80L79 185V182L81 183V180L82 178H87L88 180V175L91 174L89 173V168L87 167L88 165V161L85 162L86 160V156H91V150L93 148L92 146V143H93V140L95 141V137H98L96 135H99L101 134L100 132L103 131V122L101 120L100 117L97 118V116L95 115ZM94 117V118H95ZM105 117V116H104ZM115 117V116H113ZM118 117V116H117ZM135 117V116H134ZM146 117V116H144ZM194 117V116H193ZM192 117V118H193ZM23 118V117H22ZM41 118V117H40ZM56 118H59L58 116ZM74 118V117H73ZM92 118V116H91ZM90 118V119H91ZM123 118V117H122ZM124 118H127V117H124ZM133 118V117H131ZM157 118V117H156ZM191 118V119H192ZM195 117V119H198ZM10 119V118H9ZM60 119V118H59ZM64 119V118H63ZM72 119V118H71ZM70 119V120H71ZM82 119V118H81ZM85 119V118H84ZM117 119V118H116ZM148 119V118H147ZM14 120V119H13ZM68 120V119H67ZM69 120V121H70ZM73 120V119H72ZM79 120V119H78ZM92 120V119H91ZM90 120V121H91ZM110 120V119H109ZM108 120V121H109ZM15 121V120H14ZM26 121V119H25ZM27 121H28V116H27ZM62 121V120H61ZM87 121V120H86ZM103 121H105L103 119ZM107 121V120H106ZM126 121V120H125ZM133 121V120H132ZM135 121V120H134ZM144 121V120H143ZM151 121V120H150ZM81 122V121H80ZM148 122V121H147ZM188 122V121H187ZM191 122V121H190ZM189 122V123H190ZM193 122V120H192ZM195 122V121H194ZM197 122V121H196ZM13 123V122H12ZM11 123V124H12ZM51 123V122H50ZM49 123V124H50ZM77 123H79L77 121ZM85 123V122H83ZM87 123V122H86ZM114 123V122H113ZM138 123V122H137ZM155 123V122H154ZM14 124V123H13ZM17 124V123H16ZM27 124V122L25 123ZM110 124V123H109ZM108 124V125H109ZM112 124V123H111ZM135 124V123H134ZM194 124V123H193ZM197 124V123H196ZM18 125V124H17ZM16 125V127H17ZM19 125L20 122H19ZM36 125V124H34ZM80 125H82L80 123ZM88 125V124H87ZM120 125V124H119ZM129 125V124H128ZM154 125V124H153ZM15 126V125H14ZM22 126V125H21ZM20 126V127H21ZM61 126V125H60ZM86 126V125H85ZM106 126V124H105ZM104 126V127H105ZM127 126V125H126ZM135 126V125H134ZM149 126V125H148ZM195 126V125H194ZM202 126V124L200 125ZM12 127V126H10ZM9 127V129H10ZM24 127V126H23ZM29 127V126H28ZM57 127V126H56ZM65 127V125H64ZM67 127V126H66ZM65 127V128H66ZM76 127V125H75ZM108 127V126H107ZM117 127V126H115ZM121 127V126H119ZM188 127V126H187ZM191 127V126H189ZM18 128V127H17ZM31 128V127H30ZM33 128V127H32ZM59 128V127H58ZM57 128V129H58ZM63 128V127H62ZM85 128V127H84ZM127 128V127H126ZM135 128V127H134ZM12 129V128H11ZM25 129H27V127H25ZM54 129V127H53ZM72 129V127H71ZM70 129V130H71ZM107 129V128H106ZM122 129V128H121ZM198 129V128H197ZM15 129H12V132L14 131ZM30 130V129H29ZM32 130V129H31ZM73 130V129H72ZM147 130V129H146ZM187 130H190V129H187ZM10 131V130H9ZM17 131V130H15ZM33 131V130H32ZM56 131V130H55ZM59 131V130H57ZM61 131V130H60ZM79 131V130H78ZM118 131L120 132V130L118 129ZM122 131V130H121ZM127 131V130H126ZM186 131V130H185ZM191 131V130H190ZM189 131V133H190ZM193 131V130H192ZM191 131V132H192ZM11 132V133H12ZM25 132V131H24ZM34 132H38V129L37 131L34 130ZM66 132V131H65ZM125 132V131H124ZM135 132V131H134ZM140 132V131H139ZM194 132V131H193ZM8 133V132H7ZM39 133V132H38ZM52 133V132H50ZM61 133V132H60ZM104 133V132H102ZM107 133V131H106ZM118 133V132H117ZM127 133V132H125ZM188 133V134H189ZM14 133H12L13 135ZM27 134V133H26ZM31 134V132H30ZM63 134V132L61 133ZM78 134V133H77ZM121 134V133H120ZM193 134V133H192ZM6 135V134H5ZM11 135V134H10ZM19 138H21L22 136V133L19 132L16 134ZM25 135V134H24ZM70 135V134H69ZM102 135V134H101ZM196 135V134H195ZM15 136V137H17ZM37 136V134H36ZM50 136V135H49ZM52 136V135H51ZM60 136V135H58ZM65 136V135H64ZM73 136V135H72ZM71 135H70V138H73ZM135 136V135H134ZM23 138L25 136H22ZM53 137V136H52ZM69 137V136H68ZM75 137V136H74ZM99 137H101L99 135ZM116 137V136H115ZM191 137V136H190ZM34 138H35V135H34ZM38 138V137H37ZM58 138V137H56ZM60 138V137H59ZM62 138V137H61ZM60 138V139H61ZM65 138V137H64ZM106 138V137H105ZM140 138V136H139ZM161 138V137H160ZM186 138H188V135H186ZM241 138V137H240ZM4 139V138H3ZM13 139V138H12ZM153 139V138H152ZM151 139V140H152ZM190 139V138H189ZM8 140H11V139H8ZM58 140V139H57ZM74 139H72L73 141ZM97 140V138H96ZM139 140V139H138ZM142 140V139H141ZM150 140V139H149ZM232 140V139H231ZM31 141V140H30ZM51 141V140H50ZM48 140V142H50ZM71 141V142H72ZM123 141V140H122ZM146 141V140H145ZM153 141V140H152ZM13 142V141H12ZM21 142V141H20ZM47 142V144H48ZM61 142V141H60ZM107 142V141H105ZM118 142V141H117ZM16 143V142H15ZM79 143V144H80ZM131 143V142H130ZM145 143V142H144ZM150 143V142H149ZM148 143V145H149ZM156 143V142H155ZM13 144V143H12ZM21 144V143H20ZM39 144V142H38ZM62 144V142H61ZM107 144V143H106ZM122 144V143H121ZM120 144V145H121ZM127 144V143H126ZM147 144V143H146ZM82 145V144H81ZM96 145V144H94ZM115 145L117 146V143H115ZM129 145V144H128ZM131 145V144H130ZM195 144H193L194 146ZM199 145V144H198ZM38 146V145H37ZM63 146V145H62ZM80 146V145H79ZM104 146V145H103ZM119 146V145H118ZM133 146V145H132ZM147 146V145H146ZM145 146V147H146ZM151 146V145H150ZM228 146V145H227ZM230 146V145H229ZM16 147V145H15ZM64 147V146H63ZM72 147V146H71ZM82 147V146H81ZM109 147V146H108ZM107 147V148H108ZM135 147V146H133ZM148 147V146H147ZM155 147V146H154ZM31 148L33 147H30V151H31ZM101 148V147H100ZM99 148V149H100ZM105 148V147H104ZM113 148V147H112ZM121 148V147H120ZM19 149V148H18ZM80 149V148H79ZM117 149V148H116ZM200 149V148H199ZM257 149V148H256ZM21 150V149H20ZM25 150V149H23ZM95 150V149H94ZM101 150V149H100ZM122 150V149H120ZM119 150V151H120ZM124 150V149H123ZM134 150V149H133ZM147 150V149H146ZM189 150V149H188ZM194 150V149H192ZM196 150V148H195ZM14 151L16 150H13L12 153H14ZM68 151V150H67ZM115 151V150H114ZM117 151V150H116ZM191 151V150H190ZM48 152V151H47ZM94 152V151H93ZM124 152V151H123ZM137 151H135L136 153ZM146 152V151H145ZM184 152V150L182 151ZM192 152V151H191ZM11 153V151H10ZM9 153V155H11ZM33 153V152H32ZM64 153V152H63ZM96 153V152H95ZM98 153V152H97ZM120 152H118V155H119ZM122 153V152H121ZM126 154V150L124 152ZM123 153V154H124ZM138 153V152H137ZM153 153V152H152ZM240 153V152H239ZM4 154V153H3ZM8 154V152H7ZM21 154V153H20ZM23 154V153H22ZM36 154V153H35ZM68 154V153H67ZM193 154V153H192ZM200 154V153H199ZM6 155V154H5ZM29 155V153H28ZM93 155V154H92ZM136 155V154H135ZM151 155V154H150ZM149 155V156H150ZM184 155V154H183ZM32 156V155H31ZM65 156V155H64ZM88 156V157H89ZM102 156V155H101ZM111 156V154H110ZM123 156V155H122ZM121 155H119V157H122ZM153 156V155H152ZM12 157V156H11ZM24 157V156H23ZM41 157V156H40ZM87 157V158H88ZM134 157V155H133ZM132 157V159H133ZM263 157V156H262ZM19 158V157H18ZM48 158V157H47ZM66 158V157H64ZM85 158V159H84ZM92 158V157H91ZM102 158V157H101ZM104 158V157H103ZM102 158V159H103ZM237 158V157H236ZM23 159V158H22ZM29 159V158H28ZM70 159V158H69ZM97 159V158H96ZM100 159V158H99ZM121 159V158H120ZM145 159V158H144ZM150 159V158H148ZM20 160V159H19ZM31 160V159H30ZM29 160V161H30ZM93 160V159H92ZM95 160V159H94ZM29 161H27L26 163H28ZM99 161V160H98ZM121 161V160H120ZM46 162V161H45ZM54 162V161H53ZM88 162V163H87ZM103 162V161H102ZM125 162V161H124ZM130 162H133V161H130ZM264 162V161H263ZM261 162L260 160V163H263ZM14 163V162H13ZM40 163V162H39ZM86 163V164H85ZM91 163V162H90ZM94 163V162H93ZM121 163V162H120ZM150 163V162H149ZM155 163V162H154ZM54 164V163H53ZM51 164V165H53ZM98 164V162L96 163ZM95 164V165H96ZM123 164V162H122ZM135 164V162H134ZM144 164V163H143ZM156 164V163H155ZM13 165V164H11ZM28 165V164H27ZM93 166H95L94 164H92ZM121 165V164H120ZM119 165V166H120ZM140 165V164H139ZM138 165V166H139ZM15 166V165H13ZM59 166V165H58ZM92 166V167H93ZM111 166V167H110ZM123 166V165H122ZM130 166V165H129ZM140 166H144V165H140ZM151 166V165H149ZM260 166H262L260 164ZM40 167V166H39ZM48 167V166H47ZM52 167V166H51ZM100 167V166H99ZM97 168V169H101V168ZM124 167V166H123ZM198 167V166H197ZM200 167V165H199ZM263 167V166H262ZM126 168V167H125ZM125 168H122L123 170ZM136 168V167H135ZM149 168V167H148ZM151 168V167H150ZM201 168V167H200ZM12 169V172H13V168ZM10 169V170H11ZM94 169V168H93ZM119 169V167H118ZM128 169V168H127ZM9 170V171H10ZM16 170V169H15ZM45 170V169H44ZM55 170V169H54ZM262 170V169H261ZM17 171V170H16ZM38 171V170H37ZM56 171V170H55ZM136 171V170H135ZM138 171V170H137ZM199 171V170H198ZM10 172V173H12ZM39 172V171H38ZM42 172V171H41ZM99 172V170H98ZM107 172V171H106ZM123 172V171H122ZM132 172V171H131ZM254 172V171H253ZM263 172V171H261ZM14 173V172H13ZM22 173V172H21ZM89 173V174H88ZM96 174L97 173V170L95 172ZM124 174L126 173L125 171L123 172ZM122 173V176L124 175ZM136 173V172H135ZM200 173V172H199ZM88 174V175H87ZM120 174V173H118ZM134 174V173H133ZM253 174V173H252ZM13 175V174H12ZM44 175V174H43ZM87 175V176H86ZM116 175V176H115ZM10 176V177H8ZM37 176V175H36ZM86 176V177H85ZM98 176V175H97ZM101 176V175H100ZM121 176V175H120ZM14 177V176H13ZM12 177V178H13ZM22 178V176H20ZM45 177V176H44ZM52 177V176H51ZM54 177V176H53ZM94 177V176H93ZM116 177H118V180H116ZM124 177V176H123ZM122 177V178H123ZM97 178V177H95ZM131 178V177H130ZM232 178V177H231ZM260 180L256 190H255V198L254 200L250 203L249 205V209H248V217H249V224H248V230H250V240L248 239V242H250V245L253 249V247L256 246H259L258 244H260L262 246L261 243H256L258 241V238L260 237V240L261 239V233L264 232V172L262 173L261 175V178H260V175L258 177ZM14 179V178H13ZM56 179V178H55ZM91 179V178H89ZM258 179V180H259ZM10 180V179H9ZM7 180V181H9ZM41 180V179H40ZM102 180V179H101ZM6 181V183H8ZM26 181V180H25ZM38 181V180H37ZM91 181V180H90ZM89 181V182H90ZM96 181V180H95ZM121 182H124V178L123 180L120 179ZM13 182V181H12ZM11 182V183H12ZM21 182V181H20ZM93 182V181H92ZM97 182V181H96ZM133 182V181H132ZM191 182V181H190ZM193 182V181H192ZM191 182V183H192ZM25 183V182H24ZM39 183V182H38ZM87 183V182H86ZM95 183V182H94ZM126 183V182H125ZM186 183V182H185ZM188 183V182H187ZM51 184V183H50ZM130 184V183H129ZM40 185V183H39ZM45 185V184H44ZM94 185V184H93ZM132 185V184H131ZM190 185V184H189ZM8 186V184L6 185ZM12 186V185H11ZM46 186V185H45ZM55 186V185H54ZM88 186V184H87ZM122 186H125V185H122ZM194 186V184H193ZM10 187V185L8 186ZM41 187V186H40ZM86 187V185H85ZM135 187V186H134ZM47 188V187H46ZM124 188V187H123ZM129 188V187H128ZM10 189V188H9ZM125 189V188H124ZM186 189V188H185ZM189 189V188H188ZM191 189V188H190ZM8 190V188H7ZM11 190V189H10ZM130 190V189H129ZM51 191H54L53 189H51ZM126 191V190H125ZM133 191V190H132ZM10 192V191H9ZM92 192V190H91ZM129 192V191H128ZM16 193V192H15ZM44 193V192H43ZM49 193H50V190H49ZM132 194V192H130ZM152 193V192H151ZM150 193V194H151ZM8 194V193H7ZM11 194V192H10ZM46 194V193H44ZM54 194H55V191H54ZM53 194V195H54ZM144 194V193H143ZM149 194V195H150ZM13 195V194H12ZM43 195V194H41ZM55 195V196H57ZM126 195V194H125ZM124 195V196H125ZM47 196V195H46ZM45 196V197H46ZM49 196V195H48ZM89 196V195H88ZM91 196V195H90ZM133 196V195H131ZM144 196V195H143ZM43 197V196H42ZM130 197V196H129ZM135 197V196H134ZM12 198V197H11ZM53 198V197H52ZM51 198V200H52ZM128 198V197H126ZM136 198V197H135ZM145 198V197H144ZM45 199V198H43ZM154 199V198H153ZM178 199V198H177ZM9 200V199H8ZM48 200V199H47ZM54 200V199H53ZM135 200V199H134ZM180 200V199H179ZM137 201V200H136ZM140 201V200H139ZM146 201V200H145ZM182 200H180L179 202H181ZM10 202V201H9ZM124 202V201H123ZM142 202V201H141ZM150 202V201H149ZM153 202V201H152ZM183 202V201H182ZM181 202V203H182ZM138 203V202H137ZM8 204V203H7ZM10 204V203H9ZM54 204V205H55ZM148 204V203H147ZM154 204V203H153ZM89 205V204H88ZM145 205V204H144ZM152 205V204H151ZM147 206V205H145ZM10 207V205H9ZM153 207V206H151ZM175 207V206H174ZM125 209V208H124ZM152 208H150L151 210ZM177 210V209H176ZM145 211V210H144ZM138 212V211H137ZM147 212V211H146ZM176 212V211H175ZM121 213V212H120ZM134 214V213H133ZM141 214V213H140ZM224 214L225 212H222L221 215H219V218H217L212 224H211V227H209V238H213L214 235L216 233H218V229H219V226H220V223L222 222V219L224 217ZM123 217V216H122ZM121 217V218H122ZM145 217V216H144ZM150 217V215H149ZM120 218V217H119ZM247 219V218H246ZM135 220V219H134ZM141 220H142V216H141ZM145 220V219H144ZM247 220V222H248ZM140 221V220H139ZM142 222V221H141ZM144 222V221H143ZM176 223V222H175ZM144 224V223H143ZM142 224V225H143ZM173 224V223H171ZM139 225V224H137ZM133 226V225H132ZM140 226V225H139ZM133 229V227H132ZM143 229V228H142ZM146 229V228H145ZM220 230V229H219ZM136 231V229H135ZM142 231V230H141ZM145 231V230H144ZM173 231V230H172ZM170 232V231H169ZM119 233V232H118ZM141 233V232H140ZM127 234V233H126ZM133 234V232H132ZM125 235V234H124ZM143 235V234H142ZM123 236V235H121ZM132 236V235H131ZM118 237V236H117ZM127 237V236H126ZM126 237H125V242H126ZM143 237V236H142ZM144 238V237H143ZM123 240V239H122ZM136 240V239H135ZM259 240V241H260ZM123 242V241H122ZM129 242V241H127ZM134 242V241H133ZM130 243V242H129ZM128 243V244H129ZM144 243V242H143ZM120 244V243H119ZM136 244V242H135ZM249 244V243H248ZM134 245V244H133ZM128 246V245H127ZM131 246V245H130ZM144 246V245H143ZM260 246V247H261ZM120 247V246H119ZM1 248V247H0ZM128 249V248H127ZM131 249V248H130ZM134 250V248H132ZM144 249V247H143ZM142 249V250H143ZM130 251V250H129ZM255 251V250H254ZM125 252V251H123ZM260 252V250H259ZM129 253V252H128ZM131 253V252H130ZM138 253V252H137ZM250 253V252H249ZM255 254V252H251V254ZM132 254V253H131ZM261 255V254H260ZM146 256V255H145ZM148 256V255H147ZM234 256L233 253H230V258L229 260L232 259V257ZM251 256V255H250ZM122 257V256H121ZM131 257V255H130ZM140 257V256H139ZM143 257V256H142ZM141 257V258H142ZM4 258V257H3ZM1 258V259H3ZM127 258V257H126ZM129 258V257H128ZM209 258V255H205L203 256L202 258V261H206L207 259ZM254 258V256H253ZM253 258L251 259V261L253 260ZM123 260V259H122ZM128 260V259H127ZM137 260V259H136ZM129 261V260H128ZM144 261V260H143ZM208 261V260H207ZM121 263V262H120ZM119 263V264H120ZM251 263V262H250ZM253 263V262H252ZM256 263V262H255ZM127 264V263H126ZM135 264V262H134ZM146 264V263H145ZM226 264H230L229 262H227ZM259 264V263H258Z\"/></svg>",
    "mask_w": 264,
    "mask_h": 264
}]
</instances>
